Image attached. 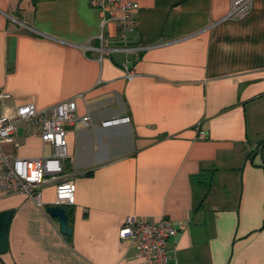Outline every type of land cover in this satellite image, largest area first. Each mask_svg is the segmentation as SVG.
<instances>
[{
	"label": "crops",
	"instance_id": "obj_1",
	"mask_svg": "<svg viewBox=\"0 0 264 264\" xmlns=\"http://www.w3.org/2000/svg\"><path fill=\"white\" fill-rule=\"evenodd\" d=\"M134 1L122 40L90 0H0V114L75 100L94 124L65 126L72 235L47 212L57 182L42 205L1 194L0 264H140L128 217L172 221L169 264H264V0L242 20H224L234 0ZM118 116L131 122L102 127ZM4 150L53 153L26 123Z\"/></svg>",
	"mask_w": 264,
	"mask_h": 264
},
{
	"label": "built area",
	"instance_id": "obj_2",
	"mask_svg": "<svg viewBox=\"0 0 264 264\" xmlns=\"http://www.w3.org/2000/svg\"><path fill=\"white\" fill-rule=\"evenodd\" d=\"M254 0H234L230 13L224 20H242L251 11ZM90 5L105 14L111 9L110 20L118 24L119 36L128 38L134 26V16L139 5L134 0H90ZM107 20L103 21V27ZM136 76L134 69L127 72V78ZM10 98L0 92V106ZM81 123L93 127L91 116H77L75 100L63 102L51 108L38 110L33 103L21 104L13 114H0V195L21 193L38 205H42V191L50 183L57 182L56 205L75 204L76 184L66 178L65 162L70 158L66 124ZM130 117H114L102 122V127H112L130 123ZM37 131L44 143L53 147L51 157L22 159L4 150L5 144H14L20 124ZM206 135L202 133V138ZM177 235V229L170 219L161 218L157 222L136 220L128 217L120 229L119 237L130 241L136 249L140 264H169L170 240Z\"/></svg>",
	"mask_w": 264,
	"mask_h": 264
},
{
	"label": "water",
	"instance_id": "obj_3",
	"mask_svg": "<svg viewBox=\"0 0 264 264\" xmlns=\"http://www.w3.org/2000/svg\"><path fill=\"white\" fill-rule=\"evenodd\" d=\"M48 214L57 218L60 222L61 231L66 236H71L73 228L69 226V212L62 206L55 205L47 208ZM13 216V211H5L0 213V255L8 251V233Z\"/></svg>",
	"mask_w": 264,
	"mask_h": 264
}]
</instances>
